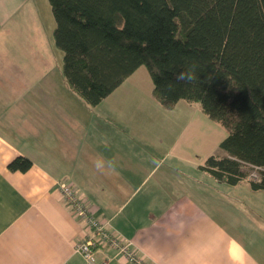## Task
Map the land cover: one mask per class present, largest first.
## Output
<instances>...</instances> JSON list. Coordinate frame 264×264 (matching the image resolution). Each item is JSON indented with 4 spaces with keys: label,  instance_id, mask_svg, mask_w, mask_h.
<instances>
[{
    "label": "crops",
    "instance_id": "1",
    "mask_svg": "<svg viewBox=\"0 0 264 264\" xmlns=\"http://www.w3.org/2000/svg\"><path fill=\"white\" fill-rule=\"evenodd\" d=\"M23 2L0 0V33ZM9 63L0 55V264H86L74 249L89 229L63 200L58 181L146 264H264V192L246 181L218 182L201 169L208 156H222L218 144L225 136L201 160L177 140L166 141L157 119L166 114L144 67L89 107L65 92L64 77L58 83L44 74L20 77ZM191 103L174 106L183 129L188 122L180 116L201 114ZM97 154L116 161V174L95 169ZM19 156L30 168L10 171ZM176 163L203 176L178 172ZM95 258L132 264L108 245Z\"/></svg>",
    "mask_w": 264,
    "mask_h": 264
},
{
    "label": "trees",
    "instance_id": "2",
    "mask_svg": "<svg viewBox=\"0 0 264 264\" xmlns=\"http://www.w3.org/2000/svg\"><path fill=\"white\" fill-rule=\"evenodd\" d=\"M47 1L62 75L83 102L96 106L144 67L163 107L197 103L226 129L218 144L224 155L208 156L201 169L264 192V0ZM191 63L198 81L177 83L175 74ZM30 166L19 156L8 169ZM249 166L257 167L255 180Z\"/></svg>",
    "mask_w": 264,
    "mask_h": 264
},
{
    "label": "rangeland",
    "instance_id": "3",
    "mask_svg": "<svg viewBox=\"0 0 264 264\" xmlns=\"http://www.w3.org/2000/svg\"><path fill=\"white\" fill-rule=\"evenodd\" d=\"M9 23H12L13 26ZM3 27L5 28L0 33V47H2L0 55L3 60L8 59L12 63L6 66L12 65L13 70H17L20 77L34 76L37 79V75L44 74L48 76L51 82L55 81L56 77H59L60 81L64 79L62 75V52L54 44L55 22L47 0H24L23 8L15 12L11 20L3 23ZM55 83L58 82L55 81ZM23 86L21 83L17 84L18 89ZM65 92L69 93L73 90L66 86ZM154 100L164 109L166 114L164 116L162 112L157 116V119L162 124V132L160 133L163 137H167L168 143L171 144L177 140L185 152L192 156L198 153L199 159L206 152V148L210 150V154L217 151V149H213L214 140L226 135V129L219 122L209 119L199 110L201 112L200 117L196 111L192 115L193 117L191 115L180 116L181 121L186 119L188 122L186 128L183 129L177 123L179 122L178 114L173 113L175 105L167 109L155 98ZM191 105L192 108H198L197 103H191ZM144 113L147 115L146 111ZM192 122L193 124L190 125ZM173 124L178 127L175 131L172 129ZM219 153L224 155L222 151ZM176 166L179 169L178 172L193 173L194 177L203 176L200 171L198 172L196 168H192L188 164L176 163ZM250 173L254 172L250 171ZM250 177L253 180L254 177Z\"/></svg>",
    "mask_w": 264,
    "mask_h": 264
},
{
    "label": "built area",
    "instance_id": "4",
    "mask_svg": "<svg viewBox=\"0 0 264 264\" xmlns=\"http://www.w3.org/2000/svg\"><path fill=\"white\" fill-rule=\"evenodd\" d=\"M249 168L248 178L250 179V176H252L254 177L253 180L256 179L258 177L257 167L249 166ZM250 171L254 173H250ZM56 188L63 200L72 208L75 217L83 220L89 229L86 238L77 242L74 249L75 253L79 254L86 264H106L96 261L95 251L107 245L112 247L116 251V254L128 263L146 264L130 249V242L122 241L118 236L111 234L106 229L105 223H100L95 219L85 201L78 198L69 185L58 181L56 182Z\"/></svg>",
    "mask_w": 264,
    "mask_h": 264
},
{
    "label": "clouds",
    "instance_id": "5",
    "mask_svg": "<svg viewBox=\"0 0 264 264\" xmlns=\"http://www.w3.org/2000/svg\"><path fill=\"white\" fill-rule=\"evenodd\" d=\"M198 69L199 65L195 63L188 64L183 70L177 72L175 74V81L177 83L184 82V83H195L198 81ZM174 85L169 84L168 90H173ZM105 146H107L108 141L107 139L104 140ZM93 166L95 169L100 172L101 174H116L117 172V163L113 159H107L101 154H97L95 159L93 160Z\"/></svg>",
    "mask_w": 264,
    "mask_h": 264
},
{
    "label": "bare ground",
    "instance_id": "6",
    "mask_svg": "<svg viewBox=\"0 0 264 264\" xmlns=\"http://www.w3.org/2000/svg\"><path fill=\"white\" fill-rule=\"evenodd\" d=\"M68 185V184H67Z\"/></svg>",
    "mask_w": 264,
    "mask_h": 264
}]
</instances>
